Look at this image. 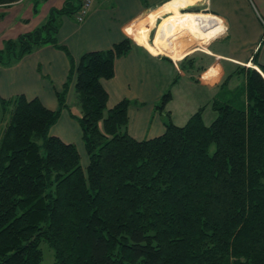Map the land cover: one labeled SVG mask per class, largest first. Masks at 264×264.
<instances>
[{"label": "trees", "instance_id": "16d2710c", "mask_svg": "<svg viewBox=\"0 0 264 264\" xmlns=\"http://www.w3.org/2000/svg\"><path fill=\"white\" fill-rule=\"evenodd\" d=\"M75 3L7 41L0 63L47 44L68 52L58 19L77 14ZM134 46L125 37L83 54L56 111L25 95L0 100L11 111L0 140V264H43L42 243L54 264H264V75L244 70L246 108L215 102L211 125L202 108L185 126L169 121L161 136L137 140L130 102L109 109L103 86ZM73 82L86 167L76 144L50 133ZM171 99L169 91L160 109Z\"/></svg>", "mask_w": 264, "mask_h": 264}, {"label": "crops", "instance_id": "0c3cea01", "mask_svg": "<svg viewBox=\"0 0 264 264\" xmlns=\"http://www.w3.org/2000/svg\"><path fill=\"white\" fill-rule=\"evenodd\" d=\"M252 1L255 5L250 0H95L83 23L76 14L58 19L57 41L68 52L47 44L12 65L0 63V100L25 95L56 111L72 65L83 54L108 50L128 37L134 48L116 60L115 76L103 86L109 109L130 102L129 134L137 140L156 138L169 121L185 126L202 108L205 124L211 125L217 118L215 102L246 108L244 70L264 75V0ZM75 4L79 7L80 0ZM64 6L65 0L0 6V51ZM169 91L172 99L160 109ZM72 103L78 106L74 82L68 107L50 130L67 143H75V135L83 139Z\"/></svg>", "mask_w": 264, "mask_h": 264}, {"label": "rangeland", "instance_id": "374dc122", "mask_svg": "<svg viewBox=\"0 0 264 264\" xmlns=\"http://www.w3.org/2000/svg\"><path fill=\"white\" fill-rule=\"evenodd\" d=\"M250 1L253 5H255V3L252 0H250ZM72 113L75 115L74 119L78 123V118L81 117L82 113H81L80 108L77 105H74V103H72ZM10 114H11L10 108H8V107L3 108V106L0 103V140H1L3 130L10 120ZM51 135H52V133H51ZM75 136L76 137L71 138V141L73 140L72 142H75L74 144L77 145L79 152L81 154V157H82V165L84 167H86L88 164V155L86 153L84 141H83V139L82 140L79 139V137H77L78 135H75ZM43 153H44V150H43ZM41 249H42L43 254H44L43 264H54V262H55L54 251L48 246V244L42 243Z\"/></svg>", "mask_w": 264, "mask_h": 264}, {"label": "built area", "instance_id": "2783aa9c", "mask_svg": "<svg viewBox=\"0 0 264 264\" xmlns=\"http://www.w3.org/2000/svg\"><path fill=\"white\" fill-rule=\"evenodd\" d=\"M94 1L95 0H80V9L76 14V19L79 23H83L86 20Z\"/></svg>", "mask_w": 264, "mask_h": 264}]
</instances>
